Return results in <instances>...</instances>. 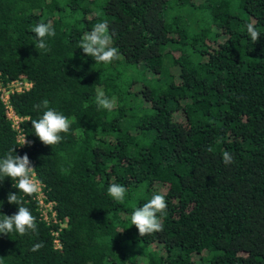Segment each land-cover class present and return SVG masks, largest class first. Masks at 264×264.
<instances>
[{"label":"trees","instance_id":"obj_1","mask_svg":"<svg viewBox=\"0 0 264 264\" xmlns=\"http://www.w3.org/2000/svg\"><path fill=\"white\" fill-rule=\"evenodd\" d=\"M48 21L50 51L37 50L31 28ZM102 21L119 52L108 65L78 48ZM13 78L31 83L9 99L32 144L17 145L0 102V158L27 153L66 222L46 223L18 191L37 231L0 234V264H264V0H0V79ZM45 99L71 121L52 147L30 123ZM15 183L0 181V218L18 210ZM158 193L163 231L139 237L131 214Z\"/></svg>","mask_w":264,"mask_h":264},{"label":"clouds","instance_id":"obj_2","mask_svg":"<svg viewBox=\"0 0 264 264\" xmlns=\"http://www.w3.org/2000/svg\"><path fill=\"white\" fill-rule=\"evenodd\" d=\"M31 31L36 36L35 48L37 50L50 51L46 42L47 37L56 35L55 29L51 21L40 22L36 24ZM247 34L253 42L258 41L261 33H259L254 23L247 24ZM83 53L91 57L95 63L108 65L114 60L119 59L118 49L112 46V35L109 31V25L106 21L96 23L93 28L85 32L82 36L79 47ZM95 102L98 108L105 109L109 112L116 108L114 98L109 99L105 93L97 89ZM37 110L44 109L42 115L38 119L30 121L35 136L45 146H54L62 140L61 133H68L71 127V121L62 113L49 107V101L43 100L40 104L34 106ZM32 141L21 136L18 139L19 146H31ZM15 155H12V153ZM225 165L233 163V156L225 151L222 154ZM34 169L27 153L24 155L16 154L15 147L10 150L9 154L0 158V181L5 177L16 181L14 188L16 192H9L7 202L18 206V210L11 215L3 214L0 218V234L9 235L10 233H18L21 236L29 232L37 231L36 217L33 216L30 209L24 206L23 199L17 196V192L23 193L25 196H33L40 191V185L34 176ZM127 193V189L118 183H110L107 188V194L117 202H123ZM3 202V201H2ZM167 208V202L164 194H154L146 203L137 207L130 217L131 226H135L138 230L139 237H145L157 232L163 231V225L158 217V213H163ZM2 213V212H0ZM43 245L35 244L31 251H38ZM140 264H149L146 258H142Z\"/></svg>","mask_w":264,"mask_h":264},{"label":"built area","instance_id":"obj_3","mask_svg":"<svg viewBox=\"0 0 264 264\" xmlns=\"http://www.w3.org/2000/svg\"><path fill=\"white\" fill-rule=\"evenodd\" d=\"M30 84H31L30 81L24 78H13L7 80L6 82L0 79V102L3 106L4 115L9 120L10 127L15 132V141L17 143H18V139L21 136H25L20 126V121L23 117L14 111L10 103L9 95L14 91L20 92L28 89ZM35 179L37 183L40 185V191L38 192V194L34 195L38 203V210L40 217L44 221H46V223L58 222L57 229H59L61 226L65 225L66 217H62L61 219H59L57 216H55V210L53 208L52 201L45 200V195L41 188L42 184L37 180L36 177ZM57 229H53V228L51 229V233L53 234L52 241L55 247L59 246L60 244L59 238L56 236Z\"/></svg>","mask_w":264,"mask_h":264}]
</instances>
